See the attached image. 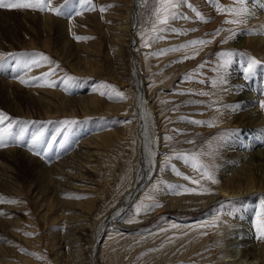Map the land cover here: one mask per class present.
<instances>
[{"label": "rangeland", "instance_id": "rangeland-1", "mask_svg": "<svg viewBox=\"0 0 264 264\" xmlns=\"http://www.w3.org/2000/svg\"><path fill=\"white\" fill-rule=\"evenodd\" d=\"M50 3L62 14L0 7V264H264V188L242 193L264 165L236 155L264 134L240 128L232 100L245 79L264 110V20L219 10L239 0H188L205 20L185 4L170 21L182 33L156 39L153 0Z\"/></svg>", "mask_w": 264, "mask_h": 264}, {"label": "snow or ice", "instance_id": "snow-or-ice-1", "mask_svg": "<svg viewBox=\"0 0 264 264\" xmlns=\"http://www.w3.org/2000/svg\"><path fill=\"white\" fill-rule=\"evenodd\" d=\"M211 3L216 4L217 0H210ZM65 3H68V0H65ZM83 3L89 4L90 0H83ZM239 3L242 5L241 8L239 9H225L223 7L219 8L220 11H229V12H235L237 16H240L242 14H245L247 16H254L255 12L252 11L248 7L247 0H239ZM154 8H153V15L155 16V22L152 25L151 31L153 33H156V39H163L162 35H159L160 33H164L165 31H172L176 33H182L183 30L180 29H175V28H170V21H174L177 19H189V17L185 16L183 13L179 12L178 9L182 7L183 5L187 4L189 8H191L193 11L196 12V16L201 20L204 21L205 17L203 14H201L199 11H196L194 6L190 3H188V0H153ZM258 6L264 7V0H258ZM0 7L4 8H11V9H21V8H29V9H39L41 11L48 10L55 12L57 15L62 14L60 8L52 7L50 0L48 3H45V0H36V2H30V0H15V2H8L6 3L5 0H0ZM94 7V6H93ZM105 10L104 8H101V11ZM230 23H244V20H233V21H228ZM77 39H81V37H77ZM211 43L209 40H192L188 41L186 44L181 45L177 48H170V49H162L160 50L159 53L157 54H165L168 51H178L181 48H187L189 46H194V45H205ZM145 46H149L147 42H145ZM222 57L227 56L228 59L224 60V63L221 65L222 67H227L228 63L230 62L231 57L234 55L232 52L228 53H220ZM192 57L185 56L183 59H189ZM246 68H245V78H250L251 74L255 71L258 65H261V62L256 60L255 58H249L246 61ZM264 66V65H262ZM187 78V77H186ZM69 80H72L74 78L69 77ZM23 83H27V81H22ZM215 85V81L213 82ZM220 84H226L227 81L224 80L223 78H220L219 80ZM105 88H111V86L105 85ZM105 94V93H102ZM110 95V98L112 97V93H108ZM200 95H208V93H199ZM115 98L122 99L123 94L116 92L115 93ZM260 106L261 108H264V101H260ZM8 119L6 114L0 113V123H3L4 120ZM186 119V118H182ZM74 121H66V123H73ZM188 122L196 125H204V124H210L211 122L209 121H199V120H189ZM9 128L11 125L9 124ZM8 129H5V132H7ZM179 132V130H175ZM234 131H239V130H234ZM2 139V137H0ZM171 139V137H169ZM35 142V141H34ZM191 143L192 141H188ZM198 155L196 153L192 154H184L183 155V160L186 164L190 163L191 166L194 169L197 170H203V172L208 176V179H212L211 174L208 173L207 171V165H204L202 163L198 162ZM178 158H180L178 156ZM172 170L177 174V175H183V173L179 172L174 166H172ZM185 179H190L189 177H185ZM215 182V181H214ZM192 183H199V181L193 180ZM171 188V186H169ZM187 191H193L192 189H186ZM261 219H258L256 222V231L258 233V238H264V210L260 213ZM134 222V221H130Z\"/></svg>", "mask_w": 264, "mask_h": 264}, {"label": "bare ground", "instance_id": "bare-ground-1", "mask_svg": "<svg viewBox=\"0 0 264 264\" xmlns=\"http://www.w3.org/2000/svg\"><path fill=\"white\" fill-rule=\"evenodd\" d=\"M257 2L253 1L249 4L250 6V9L252 11L255 12V15L254 16H249L248 18L252 19L254 17H261V19L264 20V7H260L258 6V0H256ZM260 19V18H259ZM262 20V21H263ZM134 25V24H133ZM254 39V38H253ZM239 74V73H237ZM232 75L233 72H232ZM240 75V74H239ZM236 76V75H235ZM241 76V75H240ZM258 76V74H257ZM242 77V76H241ZM232 78V77H231ZM234 79V77L232 78ZM238 79V78H237ZM241 79V78H240ZM244 79V78H243ZM258 79V77H257ZM239 80V79H238ZM237 80V81H238ZM245 80V79H244ZM242 81V82H239L237 85L239 86L238 89L236 88V86H234L233 88H236L238 93H233V96L234 98L232 100H234V105L236 108L235 109V112H236V116L238 117V123H239V126L241 129H243L245 131V128L246 130L250 129V128H254V127H258L257 129H261L262 133L264 134V117H263V114L261 113L262 111H259L258 108L260 109V107H256L254 105V102H251V100L253 99L250 95H252L251 93L249 94L248 91L246 90V82L245 81ZM251 80V79H250ZM256 80V79H255ZM235 82V80H233ZM254 81V80H253ZM257 81V80H256ZM233 82V83H234ZM252 83V81H250ZM236 83V82H235ZM253 85L256 84L255 83H252ZM252 85V86H253ZM251 86V87H252ZM255 86V85H254ZM259 89H260V86H258ZM254 88H257L254 87ZM258 89V90H259ZM235 90V89H234ZM233 90V91H234ZM257 90V89H256ZM236 91V90H235ZM234 91V92H235ZM255 95V94H254ZM258 97V96H257ZM264 97V96H263ZM256 100V99H255ZM254 100V101H255ZM260 100V99H259ZM259 100L257 102H259ZM257 104V103H256ZM258 106V105H257ZM154 107V106H152ZM153 111V110H152ZM159 120V119H158ZM240 129V130H241ZM253 130V129H252ZM251 131V130H250ZM256 131V130H255ZM258 131V130H257ZM260 131V132H261ZM242 132H240L241 134ZM259 133V131H258ZM257 133V134H258ZM261 133V134H262ZM252 134V133H251ZM254 134V133H253ZM260 134V135H261ZM256 134H254L252 137H255ZM250 136V135H249ZM248 137V136H247ZM251 137V136H250ZM249 137V138H250ZM259 138V140H263L264 142V139H261L259 135L257 136ZM255 137V139L257 138ZM264 137V136H263ZM251 139V138H250ZM251 141H254V139H252ZM255 144V142H253ZM258 143V142H256ZM251 144V150L248 151L247 149V153H236V155L239 157V159L241 160V162L243 161V167L242 169H244L246 166H251V165H264V147H262L260 145V142L258 144V146H256V144ZM261 144L264 145V143L261 142ZM255 147V148H253ZM247 148V147H246ZM246 151V150H245ZM239 162V161H238ZM231 169V168H230ZM240 171V170H239ZM235 174V173H234ZM260 179L264 180V173H262L259 177ZM259 186H257L256 184L252 183V182H249V185H247V188L248 191H244L242 193H244L245 195L246 194H249L251 193L252 190L256 189V188H259V189H263L264 188V182H260L258 184ZM240 187V186H239ZM243 186H241V189H242ZM228 190V189H227ZM240 190V189H239ZM239 192V191H238ZM249 192V193H248ZM224 193V192H223ZM231 191L228 190V194L231 195ZM235 193V192H234ZM122 210V208H119V210ZM119 210L117 212H119ZM126 210V209H125ZM109 219V218H108ZM84 224V223H83ZM101 227V225H100ZM75 229V228H74ZM77 230V229H76ZM82 230V229H81ZM75 231V230H74ZM71 232V233H75V232ZM78 232V231H77ZM244 232V231H243ZM70 233V234H71ZM82 234V233H81ZM72 235V234H71ZM98 236H101V231L98 232ZM86 238V237H85ZM245 238V237H244ZM75 239V238H74ZM244 240V244H245V249H244V255L247 257L249 256L250 257H255L257 255V252H256V248L251 245V240L248 237H246L245 239H242ZM242 243V241L240 242ZM236 263V262H234Z\"/></svg>", "mask_w": 264, "mask_h": 264}]
</instances>
